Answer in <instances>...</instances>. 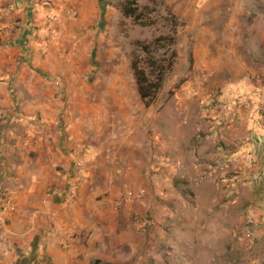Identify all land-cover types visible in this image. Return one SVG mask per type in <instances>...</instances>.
<instances>
[{"label":"crops","instance_id":"1","mask_svg":"<svg viewBox=\"0 0 264 264\" xmlns=\"http://www.w3.org/2000/svg\"><path fill=\"white\" fill-rule=\"evenodd\" d=\"M120 1L0 0V264H171L192 243L264 264V18L167 0L188 79L145 105Z\"/></svg>","mask_w":264,"mask_h":264},{"label":"rangeland","instance_id":"2","mask_svg":"<svg viewBox=\"0 0 264 264\" xmlns=\"http://www.w3.org/2000/svg\"><path fill=\"white\" fill-rule=\"evenodd\" d=\"M137 3L140 5V7H144V20H143V25L140 24H135L132 20L125 18L121 15L119 11V16L117 18V33H119L122 37V43L123 45L128 49V52L130 54V51L133 49V45L136 41H145L149 42L151 41L154 37L160 35V34H166L169 31V23L166 21L165 17L168 13V11L173 12L177 14L176 10L171 9L170 3L167 0H164V3L160 0H154L151 2L150 0H136ZM218 1L221 3V8L219 9H213V10H201L199 11L200 16H206V17H214L220 20L223 19H229V18H235V19H246L254 23L253 21L255 18H264V0H214ZM229 2H236V3H241L242 6H236L238 7L237 9H234V7L227 6ZM244 4H246V8H244ZM146 7V8H145ZM241 7V8H240ZM180 13H185L187 14L186 17H189L191 14V11H185L181 10ZM180 15H178L179 17ZM184 16V15H183ZM185 17V16H184ZM183 17V18H184ZM180 18V17H179ZM182 18V17H181ZM181 23V22H180ZM176 50L179 51V47L176 44ZM179 57V55H178ZM130 59V58H129ZM189 62H191V57L190 55L188 56ZM176 76L175 73H173V69L168 73L166 76L161 89L158 92V96H167V97H172L175 93L174 90L171 93V90L173 87H175L176 84L180 83V81H186L188 79L187 77H181V78H175ZM172 80L174 83L170 86V88L167 91H165V88H167V83ZM182 82V83H183ZM181 83V84H182ZM180 84V85H181ZM164 86V90H163ZM160 93V94H159ZM157 97V96H156ZM188 192L192 193L191 190H188ZM191 204V203H189ZM194 205L200 204V206L204 209L208 205L207 202H200V203H192ZM174 206V204H173ZM232 211V223L233 225H239V204L233 205L231 208ZM207 236V235H206ZM194 248H193V247ZM210 246V244L208 245ZM186 256L189 257H183L180 256L179 258L172 259L171 256H168L167 251H165V259L169 261L171 264H222L220 258L221 255L219 254V251L217 249L212 250V249H198L197 246L192 243L190 246L186 245L185 249H183L180 252H177L178 254L182 253ZM172 253V252H170ZM174 253V252H173ZM172 253V255H173ZM199 254L204 255V260L197 259ZM232 264H239L238 259L240 257V251L238 249H233L232 250ZM213 256V257H212ZM177 257V256H176ZM196 258V259H194ZM215 258V259H212ZM201 260V261H200ZM206 263H204V262ZM209 262V263H208Z\"/></svg>","mask_w":264,"mask_h":264},{"label":"trees","instance_id":"3","mask_svg":"<svg viewBox=\"0 0 264 264\" xmlns=\"http://www.w3.org/2000/svg\"><path fill=\"white\" fill-rule=\"evenodd\" d=\"M160 1L164 3V0ZM118 10L123 17L132 20L135 24H144V7H140L136 0L120 1ZM165 19L169 23L168 33L160 34L149 42L136 41L129 54L136 90L145 105L154 101L178 57L176 44L179 19L170 11ZM182 82L176 84L171 93L178 89Z\"/></svg>","mask_w":264,"mask_h":264},{"label":"built area","instance_id":"4","mask_svg":"<svg viewBox=\"0 0 264 264\" xmlns=\"http://www.w3.org/2000/svg\"><path fill=\"white\" fill-rule=\"evenodd\" d=\"M54 17L49 15L46 18V26L47 28L52 31L53 27H52V23H53ZM75 194V188L74 187H69L67 193H66V198L67 199H71ZM131 197V191H126L122 197H121V201L122 202H127ZM15 210V205L12 201V199L5 195L2 199V203H1V210L0 213L1 214H7V213H11Z\"/></svg>","mask_w":264,"mask_h":264}]
</instances>
